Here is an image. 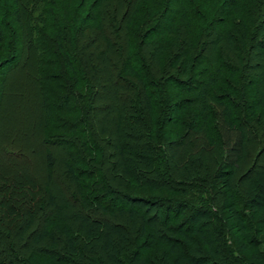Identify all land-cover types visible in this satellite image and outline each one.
Here are the masks:
<instances>
[{"label":"trees","instance_id":"obj_1","mask_svg":"<svg viewBox=\"0 0 264 264\" xmlns=\"http://www.w3.org/2000/svg\"><path fill=\"white\" fill-rule=\"evenodd\" d=\"M13 1L29 21L37 1ZM221 1L76 3L45 94L61 131L0 133V264H152L160 245L158 264H264L236 245L264 234V0L230 27Z\"/></svg>","mask_w":264,"mask_h":264},{"label":"rangeland","instance_id":"obj_2","mask_svg":"<svg viewBox=\"0 0 264 264\" xmlns=\"http://www.w3.org/2000/svg\"><path fill=\"white\" fill-rule=\"evenodd\" d=\"M36 1L35 10L31 9V14L30 12L26 13L29 20L27 21L28 24L26 20H23L20 25L10 15L3 16V8H10L11 5L13 8L15 2L13 0H0V31L3 33L0 46V133L4 140H15L18 145L27 147L31 144H26V138L29 139L27 141L34 143L32 138H36L39 133L49 135L61 131V128L58 127L57 116L63 115V112L55 108H49L51 109L49 111L45 103V97L47 94L50 95L58 91V83L60 82L53 78L52 72L63 65L62 43H64V40L59 33L64 34L66 32L65 25L68 24L69 17L73 16L74 6L79 2V0H55L54 3L53 0H50L51 3L48 0ZM91 1L93 0H90V3ZM193 1L197 2V6L201 11L207 9L210 13H215L217 6H221L223 2H226H220V0ZM204 1L205 4L202 8L201 4ZM239 1L240 3L236 4L235 0H230L226 5V10H236V13L230 17L229 27L233 25V22H238L236 21L238 19L248 20L253 17L248 10V6L253 7L255 0ZM177 3H175V6ZM28 7L31 8V5H28ZM57 10L58 12H56ZM174 20H176V15L172 10L167 24L169 25ZM204 22L203 19H195L192 31L199 33L201 28L204 27ZM76 24L78 25L79 22ZM76 116L77 114H71L72 119ZM34 146L36 148V158L33 161L35 164L34 169L35 173L41 174L44 172L42 152L45 148L43 149L38 144H34ZM54 152L61 162L64 158L63 152L59 150H54ZM57 171H59V168H57ZM57 186L59 185L57 184ZM60 192L63 194V188L61 187ZM183 220L184 214H181L171 225H181ZM167 236L171 241L175 237L171 233H167ZM253 237L254 240H251L249 234H246V237L241 236L236 244L239 247L243 242L246 246L242 251L238 250V255L245 257L247 261L250 260L249 257L252 254L262 253L264 257V241L262 242L264 234L253 233ZM242 239L244 241H241ZM164 249L165 245L152 247L147 252L148 261L152 264L162 262Z\"/></svg>","mask_w":264,"mask_h":264}]
</instances>
